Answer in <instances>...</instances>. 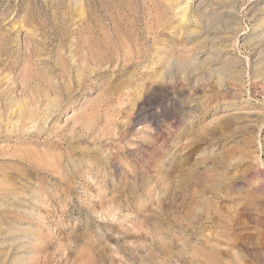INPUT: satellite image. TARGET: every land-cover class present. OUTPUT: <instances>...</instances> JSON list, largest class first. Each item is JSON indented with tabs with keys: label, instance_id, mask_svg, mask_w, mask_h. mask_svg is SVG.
Listing matches in <instances>:
<instances>
[{
	"label": "rangeland",
	"instance_id": "obj_1",
	"mask_svg": "<svg viewBox=\"0 0 264 264\" xmlns=\"http://www.w3.org/2000/svg\"><path fill=\"white\" fill-rule=\"evenodd\" d=\"M0 264H264V0H0Z\"/></svg>",
	"mask_w": 264,
	"mask_h": 264
}]
</instances>
